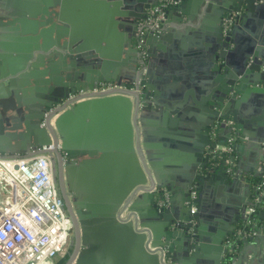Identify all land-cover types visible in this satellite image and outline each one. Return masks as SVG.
Masks as SVG:
<instances>
[{
    "label": "water",
    "instance_id": "water-1",
    "mask_svg": "<svg viewBox=\"0 0 264 264\" xmlns=\"http://www.w3.org/2000/svg\"><path fill=\"white\" fill-rule=\"evenodd\" d=\"M144 1L117 0L111 11L116 17L129 23V31H132L137 22L146 16L147 10L157 3ZM186 1L178 0L171 10L175 13L181 11ZM209 1L211 0L206 1L208 3L205 6L213 9L215 25L199 50L206 58L204 68L212 69L215 74L214 86L199 96L200 101L195 99V104L200 108L195 119L198 125H192L196 134L189 135V151L182 161H176L179 168L173 170L172 177L178 182L176 186L182 197L179 215H171L176 207L174 203L165 201V184H162L163 186L153 187L143 193L144 197L151 199L152 213L148 222L138 209V218L130 214L126 220L121 219L123 211L135 209L130 206L128 210L126 205L136 191L147 183L145 157L133 146L131 125L126 135L121 137V145L115 148L117 153L111 148L113 145L110 137L106 136L108 141L101 145L102 148L97 147L101 151L100 156L86 162L87 171L99 163L100 165L93 168L92 173L85 174V177L81 175L84 166L80 163L76 165L72 160L70 144L63 138H60L61 143L57 141L55 131L50 126V118L64 106L77 100L87 99L78 103V106H107L109 109L120 110L123 124H128L130 120L132 103L128 97L117 94L114 89L106 94L91 92L97 87L95 83L99 84L102 79L110 80L98 48L80 46L73 51L70 48V56L95 68L94 76H83L85 83L80 86L70 83V89H65L74 95L78 88L85 89L84 84H90L89 92L75 96L69 103L63 104L57 88L50 86L47 79H36L33 72L22 75L18 83L25 84L23 87L18 88L14 79H10L3 87L0 86V155L4 156L7 149L13 152L8 155L10 157L31 150L38 153L42 147L52 145L51 151L56 154L61 193L64 196L68 194L64 191V184L71 186L75 175L87 180V185L90 186V189L85 190L87 195L81 201V194L73 191V196L78 198L73 203L77 208L76 215L70 205H67L75 229L76 243L65 264H165L160 254L150 250V247L158 248L159 251L166 250L172 264H183L181 258L176 256H186L190 251H193L194 258L200 259V264H235L238 258L245 260L247 264H264V187L257 189L258 181L253 187L257 201H242L237 204V209L210 205L222 228L217 230L211 244L207 246L199 219L203 203L201 200H190L192 187L195 186L200 196L203 181L211 180L214 175L212 173H217V179L221 178L229 184L238 183L240 173L235 155L237 149L246 143V132H251L259 138L260 143H264V27L260 26L254 31L246 28L244 21L256 9H260L264 17V0H218L216 5ZM196 3L202 4L199 1ZM168 15L169 12L166 18ZM54 16L58 15L54 13ZM230 17L231 22L224 29V19ZM119 50V46L112 42L108 48L109 56L116 58ZM134 50L137 52L135 47ZM116 75H113L115 81L119 78ZM73 78L76 81L75 75ZM140 85H145V81L142 80ZM128 92L127 95L136 97V103L144 98V95L137 92ZM169 97L165 100L172 106L178 108L181 105L175 96ZM246 100L253 103L251 108L241 109L240 104ZM57 103L61 107L53 109ZM169 113L180 114L167 107L164 109L163 118H167L169 122L166 124L172 126L175 119L168 117ZM62 117L64 115L58 121ZM224 127L227 129V136L223 141L211 137ZM227 147H231L230 153L224 149ZM64 159H69V162ZM120 160L123 163L117 168L119 172L108 166V163ZM89 162L94 166H89ZM228 170L234 179H228ZM262 172L263 169L254 177H261ZM244 180L250 189L251 181L248 178ZM248 204L257 209V212L245 214ZM228 220L231 225L223 228V221ZM248 248H257L250 259L245 256Z\"/></svg>",
    "mask_w": 264,
    "mask_h": 264
},
{
    "label": "crops",
    "instance_id": "crops-1",
    "mask_svg": "<svg viewBox=\"0 0 264 264\" xmlns=\"http://www.w3.org/2000/svg\"><path fill=\"white\" fill-rule=\"evenodd\" d=\"M116 1L0 0V86L3 87L10 79H14L18 88L23 87L25 84L18 83L22 75L33 72L36 79H47L50 86L57 88L63 104L69 103L74 96L72 97V92L65 89H70V83H77L79 86L85 83L83 76H94L95 68L70 56V48L72 51L80 46L98 48L101 60L105 64V72L110 78L102 79L99 84H110L114 86L117 94L129 98L132 107L128 124H123L120 110L109 109L107 106H78V103L87 100L81 99L64 106L52 116L50 126L55 131L59 143L60 138H63L70 144L72 160L76 165L80 163L84 166L81 175L85 177V174L92 173L93 168L100 165L99 163L87 171L86 162L100 156L99 148L108 141L106 136L110 137L113 145L111 148L117 153L115 148L121 145V137L126 135L131 125L133 146L145 157L147 183L143 185L142 191H136L135 196L126 205L128 210L130 206H134L135 209L123 211L120 217L122 220H126L130 214L137 217L139 211L148 222L152 213L151 199L144 197L143 193L153 187L163 186L162 184H165L163 186L165 201L174 203L176 207L173 212L171 211V215H179L182 197L176 186L178 182L172 174L173 170L179 168L175 164L176 161H182L189 151V135L196 134L193 127L198 125L195 119L200 108L195 104V99L200 101L199 96L214 86L215 74L212 69L204 68L206 58L199 50L215 25L214 13L213 9L205 6L207 0H187L184 8L175 13L171 9L177 1L168 9L169 15L163 23L162 31L158 34L148 33L145 36L143 46L145 56L142 58L140 52L134 50V47L137 48L136 29L141 20L137 22L135 30L129 31V23L116 17L111 11ZM145 1L158 3L159 0ZM195 1L202 4L198 5ZM217 1L209 2L216 5ZM255 5L258 6L257 3ZM54 13L58 16L55 17ZM244 21L245 27L254 31L260 26L264 27V17L260 9H256V12ZM112 42L120 48L116 58L109 56L108 48ZM116 74L119 78L115 81L113 75ZM70 75L72 77L75 75L76 81ZM142 80L145 81V85H140ZM99 84L95 83L97 86ZM84 85L85 89L78 88L75 95L89 92L90 84ZM128 91L142 94L144 98L136 103V97L127 95ZM169 96H175L181 105H178V108L172 106L165 100L166 97L170 98ZM252 104L251 100H246L240 106L241 109L248 110ZM58 107L61 106L57 103L53 109ZM166 107L180 114L178 116L169 113L168 117L175 119L172 126L166 124L169 122L167 118H163ZM61 115L64 117L58 121ZM225 127L211 137L223 141L227 136ZM244 139L246 143L237 149L235 155V163L239 165L240 173L238 183L229 184L221 178L217 179V173H212L214 175L211 180L203 181L200 196L195 186L192 187L190 200H201L203 203L199 210L201 215L199 219L202 234L207 240L206 246L211 244L217 230L222 228V224L220 225L214 217L210 205L217 204L223 209H237V204L242 201L247 202L248 199L257 201L253 187L261 177L254 175L261 173L262 169L264 172V143H260L259 138L249 131L246 132ZM5 152L4 156L13 153L9 149ZM33 153L31 150L16 155L29 156ZM64 161L68 163L69 159ZM122 163V160L115 161L113 164L108 163V166L119 172L117 168L121 167ZM88 165L94 166L91 162ZM227 173L229 180L234 179L229 170ZM246 178L251 181L250 189L244 180ZM87 184V180L84 181L75 175L71 186L67 183L64 185L65 189L72 188V191H69L72 201L78 199L73 196V191L81 194L79 198L81 201L87 195L85 190L90 189ZM250 207L253 206L248 204L245 214ZM223 222V228H229L231 225L230 220ZM255 252L257 248H248L246 258L250 259ZM176 258H181L183 264H200V259L193 257V251ZM235 264L247 262L238 258Z\"/></svg>",
    "mask_w": 264,
    "mask_h": 264
},
{
    "label": "built area",
    "instance_id": "built-area-1",
    "mask_svg": "<svg viewBox=\"0 0 264 264\" xmlns=\"http://www.w3.org/2000/svg\"><path fill=\"white\" fill-rule=\"evenodd\" d=\"M177 1L159 0L138 23L135 41L142 57L145 36L162 31L167 10ZM231 19H224V29ZM113 89L102 83L91 92L106 94ZM52 147H42L29 156L0 155V264H54L68 245L71 223L57 190ZM262 187L264 172L257 189ZM254 211L250 207L248 214ZM150 250L158 252L165 264H172L166 250Z\"/></svg>",
    "mask_w": 264,
    "mask_h": 264
},
{
    "label": "flooded vegetation",
    "instance_id": "flooded-vegetation-1",
    "mask_svg": "<svg viewBox=\"0 0 264 264\" xmlns=\"http://www.w3.org/2000/svg\"><path fill=\"white\" fill-rule=\"evenodd\" d=\"M135 44H136V41H135ZM137 51H139V50L137 49ZM140 56L142 57V55H140ZM51 150H52V148H51ZM50 152H51V154L53 156L54 177H55V182H56L57 190H58V193H59L60 197L62 198L61 200H62V203H63V208H64V210H65V212H66V214H67V216H68V218L70 220V223H71V231H70V235H69L68 245H67L65 251L61 255H58L57 258L54 261V264H57L61 259H63L64 257H66V261L64 262V264H65L67 262V260L69 259L70 255L72 254V252H73V250L75 248V243H76V239H75V229H74V226H73V221H72V218L70 216V212H69L68 206L70 205V208L72 209V211L74 212L75 215H76L77 208L73 204L74 201H72V199H71V193L69 192V190L68 189H65L64 190V191L68 192V194H66V196H64L61 193V191H60V183H59V180L57 178V176H58V174H57L58 173V167H57V164H56V154H55L54 151H50ZM253 213H255V211Z\"/></svg>",
    "mask_w": 264,
    "mask_h": 264
},
{
    "label": "trees",
    "instance_id": "trees-1",
    "mask_svg": "<svg viewBox=\"0 0 264 264\" xmlns=\"http://www.w3.org/2000/svg\"><path fill=\"white\" fill-rule=\"evenodd\" d=\"M255 212H257V209L255 210ZM65 261H66V257H64L63 259H61L57 264H64Z\"/></svg>",
    "mask_w": 264,
    "mask_h": 264
}]
</instances>
